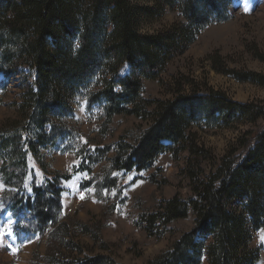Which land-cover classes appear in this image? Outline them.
Returning a JSON list of instances; mask_svg holds the SVG:
<instances>
[{
    "label": "trees",
    "instance_id": "1",
    "mask_svg": "<svg viewBox=\"0 0 264 264\" xmlns=\"http://www.w3.org/2000/svg\"><path fill=\"white\" fill-rule=\"evenodd\" d=\"M228 4L229 0H0V71L8 67V76L20 75L23 90L14 103L18 116L6 119L0 128L4 184L14 187L12 176L18 172L12 170L25 168L28 154L37 157L54 144L72 99L90 91L91 100L103 101L108 119L125 115L147 122L135 144L118 145L113 169L143 171L162 154L190 153L182 172L191 194L178 188L172 198L160 200L155 212L143 215L142 223L150 235L156 234L150 227L159 223L161 235L171 222L193 214L194 226L147 264H257L260 253L252 242L256 232L264 231V125L251 132L252 142L242 156L213 162L209 175L192 129L205 119L223 127L256 122L264 118V105L235 101L208 85L204 90L192 86L188 92L180 88L168 100L144 97L143 81L160 79L204 26L220 21ZM165 6L180 11L183 22L142 32V21L160 19ZM16 62L27 70L19 74ZM125 64L129 71L121 75ZM235 75L264 85L260 75ZM42 169V184H34L29 196L13 198L12 208L44 233L64 232L61 251L79 253L70 257L58 249L46 264H118L105 254L82 256L81 245L67 239L73 237L60 212L63 182L72 174Z\"/></svg>",
    "mask_w": 264,
    "mask_h": 264
},
{
    "label": "rangeland",
    "instance_id": "2",
    "mask_svg": "<svg viewBox=\"0 0 264 264\" xmlns=\"http://www.w3.org/2000/svg\"><path fill=\"white\" fill-rule=\"evenodd\" d=\"M219 19L204 26L195 40L175 55L160 79L143 81L144 97L168 100L180 88L188 92L192 86L204 90L208 85L235 101L264 105V85L240 80L235 75L254 73L264 77V0H229L228 10ZM178 22H183L181 12L165 6L160 19L142 21L141 31L155 33ZM15 64L19 74L27 70L22 62ZM4 70L0 71V128L6 119L18 116L14 103L19 102L23 93L22 77H10L8 67ZM128 71L125 64L119 73L125 75ZM89 92L72 99L62 131L53 136L57 139L54 144L41 150L37 157L28 154L26 167L12 170L18 172L12 176L14 187L3 182L4 163L0 158V264H46L48 256L58 249L65 256L79 254L78 250L61 251L64 232L51 234L53 229H48L44 233L43 228H35L12 208L13 198L29 196L34 184H42V168H48L50 173L72 174L63 183L66 190L60 217L70 226L68 235L73 238L67 239L81 245L82 256L100 253L112 256L118 264H147L193 228V214L171 222L161 235L163 227L159 223L150 227L154 235L142 223L143 215L155 212L160 200L172 198L178 188L191 194L182 172L189 151L178 156L162 154L143 171L113 169L118 145L135 144L147 122L125 115L108 119L103 101L91 100ZM263 125L264 118L233 122L228 127L205 119L194 126L192 130L204 154L200 160L206 175L220 158L242 156L252 142L251 132ZM25 232L23 237L18 236ZM14 242L16 248L12 246ZM252 247L260 253L257 264H264L263 230L254 234Z\"/></svg>",
    "mask_w": 264,
    "mask_h": 264
}]
</instances>
